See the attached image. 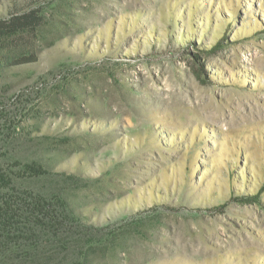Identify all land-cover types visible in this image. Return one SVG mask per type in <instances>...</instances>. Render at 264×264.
Instances as JSON below:
<instances>
[{
    "label": "rangeland",
    "instance_id": "1",
    "mask_svg": "<svg viewBox=\"0 0 264 264\" xmlns=\"http://www.w3.org/2000/svg\"><path fill=\"white\" fill-rule=\"evenodd\" d=\"M14 8L44 23L0 73L3 169L45 164L30 189L116 231L102 264H264V0Z\"/></svg>",
    "mask_w": 264,
    "mask_h": 264
},
{
    "label": "trees",
    "instance_id": "2",
    "mask_svg": "<svg viewBox=\"0 0 264 264\" xmlns=\"http://www.w3.org/2000/svg\"><path fill=\"white\" fill-rule=\"evenodd\" d=\"M43 23L38 8H14L0 18V73L37 62L34 52L13 54L38 36ZM50 175L52 171L40 162H16L10 171L0 165V264H102L98 254L119 244L117 232L100 236L104 230L87 223L62 188L35 191L24 182ZM59 256L64 257L61 262Z\"/></svg>",
    "mask_w": 264,
    "mask_h": 264
}]
</instances>
